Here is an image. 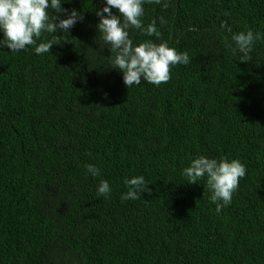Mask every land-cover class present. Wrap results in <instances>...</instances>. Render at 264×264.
Here are the masks:
<instances>
[{"label":"trees","instance_id":"trees-1","mask_svg":"<svg viewBox=\"0 0 264 264\" xmlns=\"http://www.w3.org/2000/svg\"><path fill=\"white\" fill-rule=\"evenodd\" d=\"M164 2L143 5L159 38L128 30L187 52L159 86L127 88L111 68L96 27L105 0H61L83 20L51 53L0 46V264H264V40L243 62L221 28L264 34V0ZM198 156L246 168L220 212L206 177L182 175ZM132 176L151 192L122 201Z\"/></svg>","mask_w":264,"mask_h":264},{"label":"clouds","instance_id":"clouds-1","mask_svg":"<svg viewBox=\"0 0 264 264\" xmlns=\"http://www.w3.org/2000/svg\"><path fill=\"white\" fill-rule=\"evenodd\" d=\"M147 2L161 4V0ZM144 3L145 0H105L103 7L95 10L99 17L97 30L103 41L110 45V52L115 53L111 68L119 69L127 88L139 85L142 79L157 86L167 83L171 79L172 66L187 65L190 62L187 52H178L166 41L157 43L145 40L138 44L133 43L129 37L130 28L138 29L150 37H160L155 19L146 27L142 23ZM162 7H168L166 0ZM113 8L118 10L119 15L113 14ZM82 20L81 11L62 8L61 0H0V33L3 34L0 46H6L12 52L35 46L36 54L51 53L53 45L68 42L57 34L58 30L59 33L68 34L69 30ZM160 23L163 25V17L160 18ZM221 28L231 33V41L235 47H232V44H229V47L234 55L237 56V51L241 53L237 57L243 62L252 60L250 53L254 43L264 40V34L254 33L251 29L232 33V28L224 21L221 22ZM43 33L50 34L51 38L38 43ZM85 168L92 177L100 176V170L95 165L86 164ZM182 175L187 178L188 183H197L198 179L206 177L211 193L209 199L216 204V211L220 212L223 206L230 204L240 179L246 175V168L236 159L228 160L222 157L217 160L198 156L183 168ZM123 182L127 191L121 195L122 201L137 200L141 198L142 192H151L143 176L125 178ZM96 191L98 196L107 198L111 188L106 180H100Z\"/></svg>","mask_w":264,"mask_h":264}]
</instances>
